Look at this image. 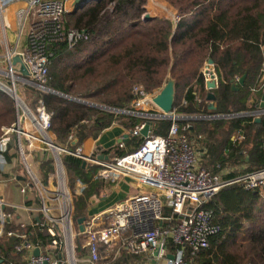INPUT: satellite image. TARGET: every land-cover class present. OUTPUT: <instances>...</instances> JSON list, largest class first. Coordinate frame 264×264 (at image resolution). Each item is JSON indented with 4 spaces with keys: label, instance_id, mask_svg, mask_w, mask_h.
Segmentation results:
<instances>
[{
    "label": "trees",
    "instance_id": "trees-1",
    "mask_svg": "<svg viewBox=\"0 0 264 264\" xmlns=\"http://www.w3.org/2000/svg\"><path fill=\"white\" fill-rule=\"evenodd\" d=\"M111 1L114 6L109 11ZM166 1L176 11L175 20L165 16L145 19V0H96L89 6L78 5L67 16L66 27L86 29L88 39L71 47L65 42L52 47L46 83L49 91L24 85L34 95L33 104L42 99L51 114L50 132L55 143L74 149L86 135L110 126L115 120L130 130L149 122L152 134L165 135L170 125L168 119L116 114L107 108H129L134 98L133 85L153 93L168 78L174 80L173 105L178 112L223 114L255 109L257 101L249 104V100L264 62V0ZM208 59L220 76L217 87L211 90L215 109H208L205 102L195 107L189 103L181 106L183 91L193 82L206 99L209 90L205 89L200 68ZM242 75L243 84L233 89L232 81ZM15 114L13 98L0 90V135L3 126L13 123ZM192 125L190 129L206 133L208 162L218 164L219 168L224 163L244 164L241 174L231 172L225 180L264 168V117L260 122L248 115L207 123L196 119ZM236 131L242 133L243 140L231 139ZM71 134L73 139L69 138ZM128 136L122 147L102 151L115 150L109 160L134 151L145 140L141 134ZM39 161L41 173L53 170L48 158L41 157ZM62 163L71 187L78 182L86 185L75 196L76 221L85 215L97 184L90 180L98 166L71 155H66ZM217 169L213 166L211 170L217 173ZM207 207L213 210L222 230L210 237L207 248L186 257L193 264H264V187L246 189L233 182L220 188ZM12 226L11 222L5 223L4 231ZM25 232L34 241H48L47 231L40 225L28 227ZM17 242V238L5 234L0 238V264L17 261ZM126 255L122 253L120 260Z\"/></svg>",
    "mask_w": 264,
    "mask_h": 264
},
{
    "label": "built area",
    "instance_id": "built-area-1",
    "mask_svg": "<svg viewBox=\"0 0 264 264\" xmlns=\"http://www.w3.org/2000/svg\"><path fill=\"white\" fill-rule=\"evenodd\" d=\"M22 1L25 6L17 12L16 22L21 29L27 25L26 45L21 49L9 48L5 41L6 68L0 69V74L10 78L8 85L0 81V90L14 93L11 96L6 92L13 97L17 108L16 121L10 126H3L0 135V238L5 234L19 239L15 250L26 255L25 264H116L122 253L140 258L133 264H152L161 259H166L167 264H193L187 254L192 257L207 248L210 237L222 230L207 203L220 188L233 182L241 183L246 189L263 188L264 168L231 181L221 179L219 173L200 163L194 143L180 132L175 114L177 107L173 106L168 114L160 109L158 114L141 109L146 100L156 106L152 98L158 92L147 93L139 85L132 87L134 98L129 108L107 109L116 114L168 119L170 125L165 135L152 134L150 130L137 149L111 160L87 155L81 145L69 149L55 143L48 135L51 114L43 100L39 98L32 111L21 100L15 84L18 80L49 91L46 83L53 57L52 47L61 42L71 47L87 40L89 34L84 28L65 25V14L70 12V4L73 8L77 7L75 0ZM3 10L4 6L0 4V12ZM15 55L20 56L27 75L22 73L19 64L11 63ZM200 73L204 84L211 80L218 84L220 76L213 62L205 61ZM260 78H264V62ZM237 81L238 78L234 80ZM184 104L182 100L180 105ZM257 113L264 115V108L258 107ZM144 125V122L136 125L129 134H141ZM69 138L73 139V135ZM12 144L13 152L10 148ZM119 145L122 146V143ZM35 148L43 153L49 151L53 156V173H48V180L55 182L54 190L46 187L47 182H42L28 163L27 158ZM9 149L15 154L20 167L16 174L5 175ZM61 153L97 165L92 181L110 182L130 177L137 182L139 191L105 210L87 215L82 221L83 230H79L73 218L74 206ZM17 175L23 176L18 186L19 193H32L39 200L38 205L24 208L33 216L31 225H40L47 231L46 243L28 239L25 231H4L5 223L11 218L10 211L18 208V205L6 200L5 189L19 181ZM77 184L80 189L84 187L82 182ZM20 226L25 227L23 224ZM168 254H172L173 258H167Z\"/></svg>",
    "mask_w": 264,
    "mask_h": 264
},
{
    "label": "crops",
    "instance_id": "crops-1",
    "mask_svg": "<svg viewBox=\"0 0 264 264\" xmlns=\"http://www.w3.org/2000/svg\"><path fill=\"white\" fill-rule=\"evenodd\" d=\"M0 4L4 6V10L2 12H0V34H2V37L0 38V43H3V42L5 43V41H7V43H11L10 47H12V48H14V47H16L17 49L24 48L26 45L27 25H24V27L21 29L18 27L17 22H16V14L20 9H22L25 6L24 1H22V0H0ZM145 8L147 10V13L151 17L152 16H161V14L151 15L149 12L150 8H148V7H145ZM175 14L176 13L174 12V15ZM169 18H171L172 20L174 19L173 17H169ZM202 67L200 68V70L202 69ZM219 79H220V77H219ZM257 82L258 83L256 84V86L251 88V90L253 89L252 90V96H251V99L249 100L250 103L248 102L249 104H251V103H254V101H257V104L255 106V109H253L250 112H247L246 114L251 116L255 122H260L262 117H264V115L257 113V109L259 107L258 102H259L261 94L264 90V78H262V79L260 78ZM259 84L260 85L262 84V86H263L261 88V90L259 88V86H260ZM205 89H207V88L205 87ZM201 94L202 93L200 92L197 85L194 82L191 83L183 91V94H182L183 97L181 96L182 98H181L180 102L182 100H184L185 104L181 105V106H186L189 103L191 107H195V105L199 106V104L205 102L207 104V108L210 109L208 106L209 101H207L206 99L204 100L202 98ZM197 99H202V101L198 102ZM213 104L215 106V100L213 101ZM141 109L144 111H149L151 114H154V113L158 114V112H159V110H158L159 108L157 106L150 104V102L148 100L145 101V103ZM175 114L178 116L177 121H178V124L180 127V132L186 134L189 141L194 143V145L198 151V154H199L200 163L204 167H206L207 169H210V168L212 169L213 166H217L218 169L216 171H217V173H219L221 179H224V180H225V177L229 173L235 172V171H237L239 169H243L245 167L244 164L233 165V164H229V163H224L219 168L218 164L208 162V145L205 144V141H208V140H206V136H205L206 133L196 132L195 130L190 129L191 126H193L192 125L193 120L198 119V120H202L204 123H207V121L221 119V118H216V117H226V116L229 117L231 115L211 114V113H207V112H203L200 114H198V113H192L191 114V113H181V112H178L177 110L175 111ZM240 114H244V113H240ZM257 119H259V120L257 121ZM203 126H204V124H203ZM151 131H152V125H151ZM129 132H130V128L126 129L122 125L121 122H119L118 120H115L110 126L105 127L100 131H96V132L92 131L91 133L86 135L83 139H81V141L78 145L82 146L84 153L87 155H91L92 157H94V154L98 153L96 158L102 159V160H109V158L111 157V154L115 150H113L111 152L110 151L102 152V151L109 149V148L116 147L120 143L125 144V141L129 137V136L125 137V135L129 134ZM166 133H167V131H166ZM235 133H236L235 138L236 137L241 138L243 136L240 131H236ZM231 139L234 140V135H232ZM13 144H12V147H10V148H12V152H13V146H14ZM120 147H122V146H120ZM124 149L126 150V146L124 147ZM12 152L10 150L11 154L10 153L7 154V161L8 162H7V165L5 167V173H4L5 175H8L9 173H15L16 174L18 172L17 169H19V167H20L18 159L15 157V154ZM245 158H246V156H245ZM17 178L19 179V181L13 182L12 187L10 185L6 187V189L7 188L10 189L9 193L5 192L6 200H8L9 202H11L13 204L18 205L17 209L13 208L10 211L11 218H10L9 222H11V224L13 225L11 228L12 230L26 231V229L28 227L33 228L34 226L31 225V219L33 218L32 214H30L24 207L38 205L39 200L32 193L22 195L19 192H17L20 181H23V176L17 175ZM94 182H97V184H96L94 191L92 192V194L89 197V201H88V204L86 207V212L84 215L85 217L87 215L95 214L97 212L105 210V209L113 206L115 203L122 201L127 196L139 191V189L137 187L138 186L137 182L133 178H130V177H123V178L119 179L117 182L113 183L112 185H109L107 188L108 192L105 195L101 189H102V187H105L107 184H105L104 181H101V180L92 181V178H91L90 183H94ZM85 186L86 185L84 184V187ZM99 191L102 192L101 198L95 203V201L93 199L100 197ZM112 191H114V193L116 192V194H117L116 197L113 196V199L111 198L112 200H110L108 202L107 201L104 202L105 200L109 199L112 196V194H113ZM14 192H17L20 195L17 197L20 200H16V197H14V195H13ZM21 224L25 225V227L22 228L20 226ZM28 239L32 240L31 238H29V236H28ZM18 241H19V239H18ZM25 257H26V255L24 253H19L18 259L14 263L15 264H25ZM118 259L120 260L121 256ZM137 259H140V258H134L133 256L126 255V257H122V260H120V261L118 260V262L116 264H133L134 261ZM1 260L3 261V259H1ZM152 264H167V260L161 259L159 261H153Z\"/></svg>",
    "mask_w": 264,
    "mask_h": 264
},
{
    "label": "rangeland",
    "instance_id": "rangeland-1",
    "mask_svg": "<svg viewBox=\"0 0 264 264\" xmlns=\"http://www.w3.org/2000/svg\"><path fill=\"white\" fill-rule=\"evenodd\" d=\"M96 0H91V1H89V2H87V3H84L83 4V6H89V5H91V4H93V2H95ZM146 1V4H145V7H148V8H150L149 9V12H150V14L151 15H153V14H161V16H165V17H173L174 19L173 20H175L176 19V14L174 15V12L176 13V11H175V9L173 8V7H171L169 4H168V2L166 1V0H145ZM81 5V4H80ZM113 6H114V2L113 1H111V2H109L108 3V6H107V8H108V10L109 11H111V9L113 8ZM70 8V12L69 13H66L65 14V23L67 22V16L69 15V14H73L74 12H75V10H76V6H74V8L72 7V5L70 4V6H69ZM153 8V9H152ZM72 27V26H71ZM2 37V34H0V38ZM10 45H11V43H8V47L10 48ZM5 50H6V48H5V44H4V42L3 43H0V69H5L6 68V60H5V58H4V54H5ZM203 66V65H202ZM0 81L2 82V83H4V84H7L8 85V83H9V81H10V78L9 77H6L5 75H4V73H2V74H0ZM24 85H30V84H28V83H22L21 81H16V84H15V88H16V90H17V93L19 94V96L21 97V100L23 101V103L30 109V107H34L33 108V110H35V105L33 104V102H32V100H33V97H34V95L32 94V92H28V91H26V89H25V86ZM260 85V84H259ZM9 86H11V85H9ZM134 86V85H133ZM263 86H262V84L259 86V88H260V90H261V88H262ZM159 90H155L154 92H158ZM39 99V98H38ZM37 99V100H38ZM15 103V102H14ZM16 106V105H15ZM32 110V111H33ZM240 113H244V114H240ZM247 111H240V112H229V113H223L224 115L225 114H227V115H231V116H226V117H216V118H221V119H228V118H230V117H237V116H246L247 114ZM249 116V115H248ZM16 119H17V108H16V114H15V120L13 121V123L16 121ZM48 135L50 136V138L53 140V141H55V139H54V136H53V133L52 132H49L48 133ZM232 135H234V140H236L238 137H236L235 138V136H236V133L235 132H233L232 134H231V137H232ZM239 139V140H238ZM237 140L238 141H241V140H243V136L241 137V138H238ZM61 146V145H60ZM42 147V146H41ZM31 155L27 158L28 159V163H29V165H30V167H31V169L39 176V177H41V179H43V180H41L42 182H47V185H46V187H48L50 190H54V188L56 187V184H55V182L53 181L52 183L50 182V180H48V173H53V171H45V172H42L41 173V169H40V166H39V158H41V157H43V158H48V161H49V163H50V161H51V163H52V158H53V156H51V154H50V152L49 151H46L45 153H43V152H41V151H39L38 149H33V150H31ZM49 153V154H48ZM7 154H8V152H7ZM66 156V154H64V153H61L60 154V157H61V160L64 158ZM242 169H239V170H237V173L239 174H241L242 173V171H241ZM47 173V174H46ZM45 174H46V177H47V179L45 180ZM65 174H66V183H67V187H68V189H69V191H70V194H71V197H72V203H73V206H74V208H75V196L76 195H79L80 193H81V189L79 188V186H78V184L76 185V184H73V188L71 187V184H70V182H69V178H68V175H67V172H66V170H65ZM121 178H123V177H120V178H118L117 180H111L110 182H104L105 184H107L105 187H102V191L104 192V195L108 192V186L109 185H112L113 183H115V182H117L119 179H121ZM12 184L13 183H11V184H9L11 187H12ZM8 185V186H9ZM47 188V189H48ZM9 191H10V189H5V192H7V193H9ZM17 192H19V191H17ZM17 192H14V197H16V200H20V199H18L17 197L18 196H20ZM76 192V193H75ZM113 192V194H112V196L109 198V199H107V200H105L104 202H108V201H110V200H112L113 199V196L114 197H116V192L114 193V191H112ZM111 192V193H112ZM99 195H100V197H97L96 199H93L94 201H95V203L101 198V193L102 192H100L99 191ZM7 195V194H6ZM103 195V196H104ZM112 198V199H111Z\"/></svg>",
    "mask_w": 264,
    "mask_h": 264
},
{
    "label": "water",
    "instance_id": "water-1",
    "mask_svg": "<svg viewBox=\"0 0 264 264\" xmlns=\"http://www.w3.org/2000/svg\"><path fill=\"white\" fill-rule=\"evenodd\" d=\"M91 0H75V4L80 5V4H84L87 3ZM151 16L148 13L144 14V18H150ZM209 63H212L211 59L207 60ZM11 63L13 65L19 64L20 66V70L22 71L23 74L27 75V69L24 65V63L22 62L21 58L19 55H15L12 57ZM244 77L245 75H242L241 77L238 78L237 82L232 81L231 83V87L233 89H238L239 85H242L244 82ZM206 88L209 90L207 95H206V100L209 101V108L214 110L215 106L213 104V101L215 99V95L214 93L211 91L212 89L217 87V83L213 80L206 82ZM8 92V91H6ZM9 93V92H8ZM9 94H11V96L14 95V93L10 92ZM13 98V97H12ZM153 103L160 109V111H162V113L164 114H168L171 113L172 109H173V104H174V80L171 78H168V80L166 81V83L162 86V88L159 90L158 93H156L153 98H152ZM95 106H97V104L91 103ZM259 107L260 108H264V90L261 94L260 97V102H259ZM259 119H257L258 121ZM151 130V125L149 122H146L144 127L141 129L140 133L143 137H147L149 135V131ZM128 135H125V137H127ZM50 142H52L50 140ZM85 219V216H82L80 218H78L76 220L77 224H78V228L79 230H83V226H82V221ZM36 220H38V217H36ZM34 254H38V251L35 250ZM167 258L172 259L173 255L172 254H168ZM2 260L0 259V262Z\"/></svg>",
    "mask_w": 264,
    "mask_h": 264
}]
</instances>
